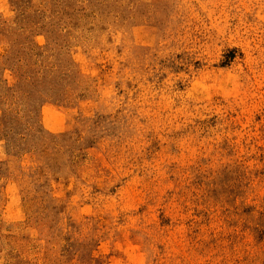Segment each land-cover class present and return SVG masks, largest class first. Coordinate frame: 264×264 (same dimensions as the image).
<instances>
[{
	"label": "rangeland",
	"instance_id": "374dc122",
	"mask_svg": "<svg viewBox=\"0 0 264 264\" xmlns=\"http://www.w3.org/2000/svg\"><path fill=\"white\" fill-rule=\"evenodd\" d=\"M22 4L67 80L0 108V264H264V0Z\"/></svg>",
	"mask_w": 264,
	"mask_h": 264
},
{
	"label": "trees",
	"instance_id": "16d2710c",
	"mask_svg": "<svg viewBox=\"0 0 264 264\" xmlns=\"http://www.w3.org/2000/svg\"><path fill=\"white\" fill-rule=\"evenodd\" d=\"M22 2L23 0H12V6L17 11L14 22L24 23L34 20L31 22L34 25L30 29V36L44 33L48 36V40L52 39V41H48L43 50L34 45L32 40L30 41V36L27 35L28 30L21 27L20 30L24 32L16 36L12 34V30H8L10 28H7L9 26H6L5 22L0 23V36L6 35L10 40V48L0 55V108L4 109L1 125L6 128L5 139L8 150L17 148V145H11L9 140L17 138L18 141H23L25 137L23 132L17 131L16 123L5 107L10 110V107L16 106L15 111L22 108L30 116L47 99H52L58 104L62 103L65 100L63 84L67 80V72L60 71L58 75L53 67L48 68L42 61L45 52L53 51L58 45L57 40L53 39L52 32L45 30L44 26H38L45 19V14L42 15L41 20L35 22V17L32 19V16H29ZM51 2L56 4L58 0H51ZM6 31H10L11 36L5 33ZM57 61L61 59L57 58ZM57 70H61V67L59 66ZM6 71L12 73L11 78L5 76ZM65 71L69 70L65 69ZM37 132L41 131L37 130Z\"/></svg>",
	"mask_w": 264,
	"mask_h": 264
}]
</instances>
